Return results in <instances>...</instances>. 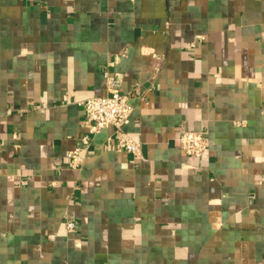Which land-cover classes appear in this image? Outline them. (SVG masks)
<instances>
[{"label":"crops","instance_id":"0c3cea01","mask_svg":"<svg viewBox=\"0 0 264 264\" xmlns=\"http://www.w3.org/2000/svg\"><path fill=\"white\" fill-rule=\"evenodd\" d=\"M106 74L140 152L77 169ZM0 264H264V0H0Z\"/></svg>","mask_w":264,"mask_h":264},{"label":"built area","instance_id":"2783aa9c","mask_svg":"<svg viewBox=\"0 0 264 264\" xmlns=\"http://www.w3.org/2000/svg\"><path fill=\"white\" fill-rule=\"evenodd\" d=\"M108 94L103 97H93L83 103L85 133L80 137V145L68 153L70 165L81 168L85 163V154L92 146L96 135L103 130L114 129L107 145L119 152L138 155L140 147L125 131V125L133 114L129 103V95L122 93V81L117 76L106 74ZM182 150L189 156L203 158L209 144L205 135L197 131L184 132L179 137ZM77 228L76 222L67 224L68 231ZM53 238V236H51Z\"/></svg>","mask_w":264,"mask_h":264}]
</instances>
